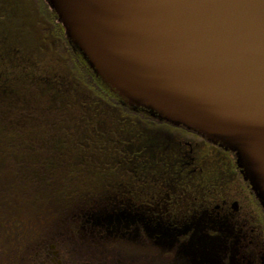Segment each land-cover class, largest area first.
I'll return each mask as SVG.
<instances>
[{
  "label": "flooded vegetation",
  "instance_id": "flooded-vegetation-1",
  "mask_svg": "<svg viewBox=\"0 0 264 264\" xmlns=\"http://www.w3.org/2000/svg\"><path fill=\"white\" fill-rule=\"evenodd\" d=\"M18 1L29 71L54 113L52 167L80 160L102 181L99 203L0 239V264H264V209L235 153L127 105L58 17Z\"/></svg>",
  "mask_w": 264,
  "mask_h": 264
},
{
  "label": "water",
  "instance_id": "water-1",
  "mask_svg": "<svg viewBox=\"0 0 264 264\" xmlns=\"http://www.w3.org/2000/svg\"><path fill=\"white\" fill-rule=\"evenodd\" d=\"M127 105L235 153L264 209V0H46Z\"/></svg>",
  "mask_w": 264,
  "mask_h": 264
},
{
  "label": "trees",
  "instance_id": "trees-1",
  "mask_svg": "<svg viewBox=\"0 0 264 264\" xmlns=\"http://www.w3.org/2000/svg\"><path fill=\"white\" fill-rule=\"evenodd\" d=\"M21 1V0H20ZM41 9L56 12L45 0ZM45 14V12L43 11ZM26 11L18 0H0V239L17 238L48 221H60L88 209L101 191L102 170L83 161L58 168L52 142V105L46 90L29 71L25 42L32 31L25 26ZM46 88V87H45ZM43 152V163L39 154ZM97 163L95 160H93ZM54 166V164H53ZM94 197V198H93Z\"/></svg>",
  "mask_w": 264,
  "mask_h": 264
}]
</instances>
